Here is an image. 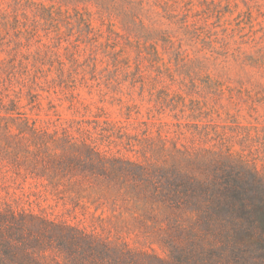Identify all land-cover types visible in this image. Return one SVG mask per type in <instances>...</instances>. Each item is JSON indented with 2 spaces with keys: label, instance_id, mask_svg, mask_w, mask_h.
<instances>
[{
  "label": "rangeland",
  "instance_id": "obj_1",
  "mask_svg": "<svg viewBox=\"0 0 264 264\" xmlns=\"http://www.w3.org/2000/svg\"><path fill=\"white\" fill-rule=\"evenodd\" d=\"M31 1L0 0V216L31 229L4 233L24 257L0 245L7 264H68L45 224L165 256L164 210L131 176L56 168L23 115L120 160L233 153L264 173V0H70L62 29L37 32Z\"/></svg>",
  "mask_w": 264,
  "mask_h": 264
},
{
  "label": "trees",
  "instance_id": "obj_2",
  "mask_svg": "<svg viewBox=\"0 0 264 264\" xmlns=\"http://www.w3.org/2000/svg\"><path fill=\"white\" fill-rule=\"evenodd\" d=\"M31 2L37 11L32 30L37 32V25L62 29L60 17L69 12L70 0ZM10 103L18 108L19 101ZM20 119V133L42 143L40 150L56 168L86 167L106 176L109 171L131 176L135 185L146 191L149 201L164 210V257L131 249L113 253L96 238L62 226L50 229L45 224L38 230L39 238L56 240L58 251L69 256L68 264H264V173L253 163L233 153L120 160L93 140L80 139L73 130L52 129L29 115ZM0 219L15 225L6 228L7 232L0 231V239L6 240V233L21 237L25 230L31 232L15 217ZM0 245L11 262L24 258L17 256L19 251L10 242L0 240ZM26 257V264H39L34 256ZM0 264H7L1 256Z\"/></svg>",
  "mask_w": 264,
  "mask_h": 264
}]
</instances>
